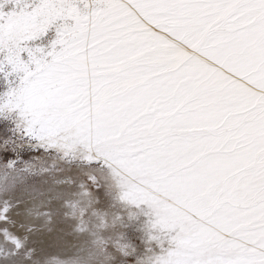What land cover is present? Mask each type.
<instances>
[{"label":"snow or ice","instance_id":"6c2138e0","mask_svg":"<svg viewBox=\"0 0 264 264\" xmlns=\"http://www.w3.org/2000/svg\"><path fill=\"white\" fill-rule=\"evenodd\" d=\"M0 88L57 161L21 227L54 201L89 225L69 264H264V0H0Z\"/></svg>","mask_w":264,"mask_h":264},{"label":"rangeland","instance_id":"374dc122","mask_svg":"<svg viewBox=\"0 0 264 264\" xmlns=\"http://www.w3.org/2000/svg\"><path fill=\"white\" fill-rule=\"evenodd\" d=\"M13 127L14 125L10 122L0 118V185L4 183L6 174L9 182H14L13 192L7 197L0 193V206L5 199L16 205L15 208L9 210L8 215L11 222L0 220V247H11V242L4 238L3 230L7 228L15 236L22 239L27 238L26 243L33 251L31 259L39 260L40 264H69L70 261L85 257L87 255L85 249L93 247L91 243L93 237L87 230L89 225L85 223V230L81 231L80 220L68 214L70 210L66 202L54 201L52 202L53 208L43 209L45 212L55 209L63 212L64 215H56L47 223L38 220L35 224L29 223L27 227H21L22 222H27L17 214L21 210L19 202L23 200L28 207L39 204L40 195L37 190L44 188L51 180V173L43 169L51 168L52 164L57 161L54 153L50 155L34 142L17 139L19 133L13 135L11 130ZM5 140H9L7 145L4 143ZM12 140H15L14 144ZM56 175L60 173L57 172ZM61 178L65 179V177ZM57 187L64 188L65 186L57 185ZM67 187L71 189L73 185ZM75 187L77 191H80L78 186ZM73 198H76L75 193H73ZM133 243L142 244V241L136 238ZM13 257H15V252H13ZM6 259L13 260L0 253V264H5ZM23 260L28 261L29 257L25 256ZM129 264H132V261Z\"/></svg>","mask_w":264,"mask_h":264}]
</instances>
